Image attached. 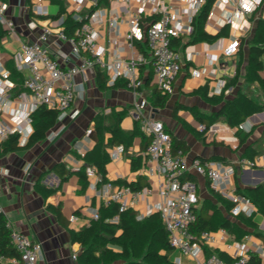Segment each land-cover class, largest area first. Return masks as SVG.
Here are the masks:
<instances>
[{
    "label": "crops",
    "instance_id": "0c3cea01",
    "mask_svg": "<svg viewBox=\"0 0 264 264\" xmlns=\"http://www.w3.org/2000/svg\"><path fill=\"white\" fill-rule=\"evenodd\" d=\"M3 1L8 3L6 17L15 22L19 33L16 37L8 32L0 44L1 58L9 70L11 67L17 69L13 55L22 41H36L42 27L50 23V18H57L55 16L60 12L71 14L74 9V2L70 0H46L44 7L47 14L37 17L39 14L35 10L36 0ZM165 1L175 8L189 6V0ZM100 4L105 9L106 15L112 13L118 17L119 41H124L125 34L129 30V10L136 8L138 4L133 1L125 3L121 0H103ZM152 7L153 5L148 6L151 11L145 13L144 18L153 14ZM211 12L214 16L208 18L204 28L215 38H204L194 42L192 34L185 33L177 37L180 41L176 48L180 53L182 68L175 82V91L170 95L164 108L154 107L150 101L151 93L156 87V79L152 58L143 36L136 41L142 43L146 53L137 45L126 52L128 57L138 53H143L147 57L143 67V79L145 82L151 72L152 79L151 84L143 86L142 93L139 94L128 87L114 88L108 83L109 87L100 88L95 69H89L76 76L77 95L74 103L59 116L57 124L48 132L45 140L17 151L4 152L3 146L0 145V206L12 227L42 243L43 252L37 264H85L79 257L82 251L81 243L72 239L69 230L60 223L51 209V206H60L68 219L69 226L75 230L89 225L95 219L92 214L93 209H97L100 213L101 207L105 205L101 189L98 192L91 189L89 178L88 185H85L76 172L85 163L100 161L104 154L108 158L105 166L107 181L115 184L129 183L140 189L151 188L153 192L140 199L133 208L137 213L145 212L150 205H156L161 200L159 189L162 179L147 154L149 137L141 128L136 129L137 118L133 111L137 103L143 104L144 115L164 121L167 129L172 131V136H176L188 145L185 153L189 163L195 159L203 160L211 157L230 162L243 154L246 145L240 147L236 128L229 127L224 120H218L210 126L206 134H203L199 129L201 122L197 115L203 113L208 116L218 108L217 104L204 98L202 94L204 85H208L210 96L222 94L231 96L239 86L243 89L247 87L241 80L238 86H233L230 94H226L224 84L234 77L242 58L239 50L231 52L232 36L239 35L241 46L242 39L254 34L258 19L254 20L249 33H241L240 24L236 27L226 25L228 34L217 37L216 35L226 26L221 27L216 17L226 18L227 13L216 5L212 7ZM261 17L264 18V10ZM33 18H36L38 27L30 29L28 22ZM184 21L191 22L188 15L184 16ZM147 24L148 21L141 25L143 34ZM99 29L103 41L108 43L112 35L107 23L101 25ZM50 47L63 65L80 64V60L70 54L68 41L59 39L56 33L50 39ZM247 47L244 48L243 61L247 60ZM22 74L26 75V72L23 71ZM261 74L264 76V70ZM252 89L255 90L256 86L252 85ZM256 91L257 89L254 94ZM99 113L103 116L106 125L114 123L116 113H122L120 127L124 142L113 144L110 130H106L103 134L99 133L96 129L98 118L95 119ZM256 115L247 119L252 127L264 123V110ZM88 128L93 129L89 135L86 133ZM263 129V124L257 126L247 140V144L253 143L258 150H262L261 154H264V138L260 147L258 143L261 141ZM85 154H88L87 158L83 157ZM62 162L71 170L63 180L58 174L59 168L56 169V166ZM237 175L243 188L264 183V167L241 170ZM195 176L199 187V207L203 204L206 206L214 204L224 214L226 208L214 196L209 179L198 174ZM39 179L46 186L56 188L55 193L45 197L37 186ZM212 208L210 207V212H214ZM263 215L264 213L259 211L253 217L258 230L262 232L264 230L261 229L260 223ZM252 234L256 239L263 241ZM230 237L235 238L233 234H230ZM109 247L120 251L116 249L120 248L118 246L109 245ZM212 249H219L232 257L224 246L218 245ZM75 254L77 258L74 257ZM173 255L176 258L180 256L176 249ZM202 255L206 256L207 252H203ZM181 261L182 264L194 262L190 257H181ZM2 264L19 263L17 258H4Z\"/></svg>",
    "mask_w": 264,
    "mask_h": 264
},
{
    "label": "built area",
    "instance_id": "2783aa9c",
    "mask_svg": "<svg viewBox=\"0 0 264 264\" xmlns=\"http://www.w3.org/2000/svg\"><path fill=\"white\" fill-rule=\"evenodd\" d=\"M46 0H36L37 17L47 14ZM74 2L71 14L62 13L57 18H50L45 24L36 41H22L13 55L19 71L26 72L22 82V90L12 78L11 71L6 67L0 52V145L10 136L17 135L21 144H26L33 133V113L42 105L61 110V114L71 108L77 95L76 76L89 69H95L98 64L107 73V83L112 86L120 78L128 81L137 93L144 84L141 76V65L147 62L143 53L126 56L128 49L135 48L137 39H146L150 56L153 59V72L158 87L165 93L175 91V82L181 71L180 53L173 47V39L182 34H192L194 25L192 20L202 10L207 0H189L187 8H175L165 0H121L125 3L136 2L138 6L129 10V30L124 41H119V22L115 14H105L101 7L103 0H70ZM113 1V0H111ZM149 5H153V14L157 20L148 22L143 34L141 25L144 14L150 12ZM226 11L227 17H216L221 27L240 24L241 33H249L254 20L262 16L264 0H215L213 6ZM8 3L0 0V23L10 34L18 37L15 22L6 17ZM209 17L214 13L210 12ZM71 17L81 21L75 35L68 36L64 32L66 19ZM188 15L190 23H185L184 16ZM48 16V15H46ZM86 18V20H84ZM239 20V22H237ZM107 23L111 38L108 43L103 41L99 27ZM30 29L38 27L36 18L28 22ZM57 30V32H55ZM56 33L59 39L70 44V54L80 60V64L63 65L50 47V39ZM233 50L240 48L239 35H233ZM57 43V41H55ZM225 85V93L230 94L233 86ZM141 103L136 104L134 116L140 121L141 129L149 137L147 154L160 175L162 182L159 189L161 200L156 205H150L145 212L137 213L138 220L144 219L154 211L161 213L164 224L169 232L170 244L179 252L175 262L182 264L181 257L193 258L192 264H249L252 253L258 256L257 264H264V242L256 239L252 233H247L242 239L231 238L226 228L217 230L196 231L194 225L198 219L199 205L198 184L187 178L189 174L207 177L213 190L234 203L230 214L238 216L244 214L254 217L259 211L251 198L237 191L234 177L237 170L257 169L264 167V154L254 157H239L230 162L217 159H195L191 163L186 158L183 148L174 147L173 136L164 121L148 117L142 112ZM239 128L250 131L249 121L243 122ZM199 129L207 132L209 128L201 123ZM92 128H88L87 135ZM90 180L89 187L98 192L101 189L105 205L116 202L119 213L109 220L119 222L120 213L134 208L140 199L153 191L151 188L134 189L130 185L115 184L112 181H102L95 167L86 168ZM93 217L99 219L97 209L92 211ZM11 240L18 250L19 264H37L42 256L43 245L23 231L11 226ZM264 230V215L260 223ZM224 246L234 258L227 261L220 254L212 252L200 259L205 247ZM77 258V254L74 255Z\"/></svg>",
    "mask_w": 264,
    "mask_h": 264
},
{
    "label": "trees",
    "instance_id": "16d2710c",
    "mask_svg": "<svg viewBox=\"0 0 264 264\" xmlns=\"http://www.w3.org/2000/svg\"><path fill=\"white\" fill-rule=\"evenodd\" d=\"M7 1V0H5ZM215 0H207L204 4L202 10L194 18L193 25L194 31L192 33V41H197L199 39H213L212 35L208 34L205 30V23L207 22L210 12L212 10ZM62 12H60L61 14ZM58 14L55 17H58ZM158 15L152 14L147 17H143V23L153 22L157 20ZM86 20V18H84ZM81 25V21L74 20L71 15L66 19L64 24V32L68 36L75 35L76 29ZM8 29L0 23V44L8 34ZM228 34V26L224 27L221 32L216 36H225ZM180 39L175 37L173 39V47L175 49L179 44ZM142 49L144 53L146 51L143 49L142 43H135ZM248 46V56L247 60L243 61L244 48ZM239 53L242 55L240 65L236 71L234 77L227 81V86H238L243 80V83L247 85L246 88L238 87L237 91L231 96L222 95H209L208 85L202 87V94L207 101L215 103L218 108L206 116L203 113L197 115L198 120L206 124L208 128L212 126L218 120H224L229 127L236 128V134L239 138L240 147L245 146V150L240 157H254L257 154H261L262 150H258L253 143L247 144L248 138L255 131V128L261 124H255L250 131H245L239 128V125L246 122L249 117L264 110V76L261 72L264 70V18L260 17L257 22L256 30L254 34L249 38L242 39L241 46L239 48ZM152 64H153V59ZM244 63V64H243ZM144 64L141 65V76L143 75ZM11 76L16 82H19L18 89L22 90V82L24 80V75L20 74V71L11 67ZM97 84L100 88H107L108 77L105 71L100 67V65H95ZM23 75V76H21ZM152 72L149 77L145 79L144 85L151 84ZM21 82V83H20ZM252 85L256 86V89L260 91L263 99H259L254 96V89ZM143 86L139 88L142 91ZM111 87L114 88H124L128 87L133 89L127 80L120 78ZM169 93L163 92L157 85L153 89L150 97L151 104L157 108H164L170 98ZM177 109V106L176 108ZM175 110V116H177ZM61 110L57 108H50L46 105L40 106L33 113V126L34 130L29 137L26 144H21L19 137L17 135L10 136L3 144V151H17L20 149H25L33 146L34 144L41 142L47 138L48 132L57 124L58 118L60 116ZM98 118V119H97ZM122 118V113H116V120L111 125H106L103 116L99 113L95 117L96 129L99 133L103 134L106 130H110L113 140L112 143L124 142L121 137L122 129L120 127V119ZM141 128L140 121L137 120L136 129ZM172 131L170 130V133ZM206 134V132H202ZM205 139L206 137L203 136ZM264 138V129L261 133V140ZM149 143V142H148ZM174 147L183 148L184 151L188 149V145L184 143L183 140L173 136ZM88 154L83 157L87 158ZM213 159V157L209 158ZM207 160V158L203 159ZM108 158L102 155L100 161L94 163L87 162L82 165L76 172L79 175L81 181L88 185V177L86 174V168L88 166L95 167L97 173L101 176L102 181H107L106 177V162ZM59 168V169H58ZM58 169V174L63 180L69 170L65 164L62 162L56 166ZM234 177L235 184L237 186V191L247 197L257 205L258 210L264 213V183L258 184L253 187L243 188L238 180V173ZM194 174H189L187 178L195 180ZM130 185L134 189H140L132 184L124 183ZM37 186L45 197L50 196L55 193L56 188L48 187L38 180ZM214 196L219 202L223 203L226 211L223 212L218 209L214 204L206 206L205 204L201 207H197L198 219L194 225L196 231L201 230H216L221 227L227 229L230 234H233L236 239H242L247 233H254L256 236L260 237L264 242V232L258 230V225L253 217L245 216L244 214L233 216L230 214V210L234 203L229 199L223 197L220 193L213 190ZM210 207L214 212H210ZM51 209L56 214L60 223L65 226L73 240H77L81 243L82 251L79 255L80 259L85 264H106L110 259L115 260H125L126 263L115 262L114 264H178L175 262V257L173 255L174 247L169 241V232L164 224L161 213L159 211H154L150 215L146 216L142 220L136 218L137 211L133 208L128 209L125 212L120 213L119 222H111L109 219L114 215L119 213V205L116 202H111L108 205H103L100 210L99 219H93L89 225L84 226L79 230L72 229L69 226L68 219L64 215L60 206H51ZM219 212V214L217 213ZM8 219L6 214L2 211L0 206V264H2V259L4 258H19L20 254L18 250L12 243L11 240V230L8 227ZM109 245L118 246L121 248L120 251H115ZM158 247V248H157ZM207 254L216 252L220 254L227 261L232 262L233 257L227 256L224 251H219V249H212L210 247H205ZM142 257V260L140 259ZM259 262L258 256L252 253L251 261L249 264H257Z\"/></svg>",
    "mask_w": 264,
    "mask_h": 264
},
{
    "label": "rangeland",
    "instance_id": "374dc122",
    "mask_svg": "<svg viewBox=\"0 0 264 264\" xmlns=\"http://www.w3.org/2000/svg\"><path fill=\"white\" fill-rule=\"evenodd\" d=\"M254 96L257 97V98H259L260 100L263 99V96L261 95V93H260L259 90H257V91L255 92ZM261 144H262V140L259 141L258 146L260 147ZM217 213L219 214V212H217ZM157 248H158V247H157ZM116 249L121 250L120 248H116ZM115 251H116V250H115ZM199 258L202 259V260L204 259V257H203L202 254L199 255ZM140 259L142 260V257H141ZM115 262L126 263L125 260H121V259H120V260H115V261H114V259H110L109 262H107L106 264H114Z\"/></svg>",
    "mask_w": 264,
    "mask_h": 264
},
{
    "label": "water",
    "instance_id": "95a60500",
    "mask_svg": "<svg viewBox=\"0 0 264 264\" xmlns=\"http://www.w3.org/2000/svg\"><path fill=\"white\" fill-rule=\"evenodd\" d=\"M257 115L256 114H254V115H252L251 117H256ZM250 171H252V170H250ZM258 185V184H257Z\"/></svg>",
    "mask_w": 264,
    "mask_h": 264
}]
</instances>
